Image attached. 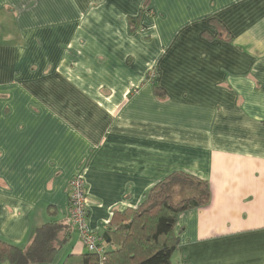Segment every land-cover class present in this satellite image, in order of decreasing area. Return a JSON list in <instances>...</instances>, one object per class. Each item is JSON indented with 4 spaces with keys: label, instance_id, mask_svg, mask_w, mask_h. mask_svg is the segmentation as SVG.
Returning <instances> with one entry per match:
<instances>
[{
    "label": "crops",
    "instance_id": "0c3cea01",
    "mask_svg": "<svg viewBox=\"0 0 264 264\" xmlns=\"http://www.w3.org/2000/svg\"><path fill=\"white\" fill-rule=\"evenodd\" d=\"M0 14V242L26 249L57 221L56 264L76 263L72 179L101 235L182 172L210 199L177 217L172 263L264 264V0H0Z\"/></svg>",
    "mask_w": 264,
    "mask_h": 264
},
{
    "label": "trees",
    "instance_id": "16d2710c",
    "mask_svg": "<svg viewBox=\"0 0 264 264\" xmlns=\"http://www.w3.org/2000/svg\"><path fill=\"white\" fill-rule=\"evenodd\" d=\"M140 18L137 15L130 21ZM129 25L130 28V22ZM209 199L206 181L182 172L171 173L148 191L137 208L112 212L104 232L99 235L103 241L101 263L96 255L88 252L76 263L68 262L67 258L63 264H173L171 256L179 242L174 233L177 217L187 210L205 207ZM64 228L67 227L57 221L46 222L35 230L26 249L0 242L1 262L52 263L58 252L54 243Z\"/></svg>",
    "mask_w": 264,
    "mask_h": 264
},
{
    "label": "built area",
    "instance_id": "2783aa9c",
    "mask_svg": "<svg viewBox=\"0 0 264 264\" xmlns=\"http://www.w3.org/2000/svg\"><path fill=\"white\" fill-rule=\"evenodd\" d=\"M70 193L68 201L69 224L79 236L81 245L89 253L97 256L102 262L103 246L99 235L93 233L87 226V199L85 196V182L81 175L76 176L69 183Z\"/></svg>",
    "mask_w": 264,
    "mask_h": 264
},
{
    "label": "rangeland",
    "instance_id": "374dc122",
    "mask_svg": "<svg viewBox=\"0 0 264 264\" xmlns=\"http://www.w3.org/2000/svg\"><path fill=\"white\" fill-rule=\"evenodd\" d=\"M146 7V6H145ZM3 17H4V15H1L0 14V19H3ZM134 16H130V17H127L126 18V20H127V22L129 23H131V27L129 28L130 30H129V32L130 33H134L135 32V30H137L138 29V25H137V21H133V22H131L130 21V19L131 18H133ZM128 19H129V21H128ZM1 21V20H0ZM130 26V25H129ZM69 188H70V186H69ZM79 237V236H78ZM65 255V250H62L58 255H57V257L55 258V262H54V264H56V263H58L59 262V260H60V258L62 257V256H64Z\"/></svg>",
    "mask_w": 264,
    "mask_h": 264
}]
</instances>
